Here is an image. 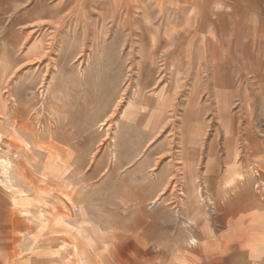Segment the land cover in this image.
I'll use <instances>...</instances> for the list:
<instances>
[{
    "label": "rangeland",
    "instance_id": "obj_1",
    "mask_svg": "<svg viewBox=\"0 0 264 264\" xmlns=\"http://www.w3.org/2000/svg\"><path fill=\"white\" fill-rule=\"evenodd\" d=\"M263 208L259 5L0 0V264H197Z\"/></svg>",
    "mask_w": 264,
    "mask_h": 264
},
{
    "label": "crops",
    "instance_id": "obj_2",
    "mask_svg": "<svg viewBox=\"0 0 264 264\" xmlns=\"http://www.w3.org/2000/svg\"><path fill=\"white\" fill-rule=\"evenodd\" d=\"M150 1L157 4L172 0ZM248 1L256 3L264 11V0ZM228 224V232L223 236L205 240L197 264H264V208L245 215L242 213ZM239 229L251 230L253 235L249 237L248 233H239Z\"/></svg>",
    "mask_w": 264,
    "mask_h": 264
}]
</instances>
